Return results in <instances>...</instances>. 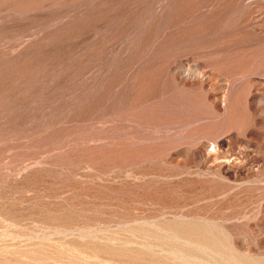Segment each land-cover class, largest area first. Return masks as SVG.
<instances>
[{"label": "rangeland", "instance_id": "374dc122", "mask_svg": "<svg viewBox=\"0 0 264 264\" xmlns=\"http://www.w3.org/2000/svg\"><path fill=\"white\" fill-rule=\"evenodd\" d=\"M0 264H264V0H0Z\"/></svg>", "mask_w": 264, "mask_h": 264}, {"label": "clouds", "instance_id": "9594fccd", "mask_svg": "<svg viewBox=\"0 0 264 264\" xmlns=\"http://www.w3.org/2000/svg\"><path fill=\"white\" fill-rule=\"evenodd\" d=\"M184 79H191V80H204L206 79L205 70L199 69L198 67L189 64L183 69Z\"/></svg>", "mask_w": 264, "mask_h": 264}]
</instances>
